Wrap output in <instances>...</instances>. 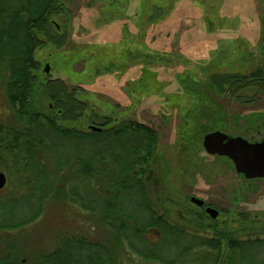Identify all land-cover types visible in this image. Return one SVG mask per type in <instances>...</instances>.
<instances>
[{
    "label": "rangeland",
    "instance_id": "1",
    "mask_svg": "<svg viewBox=\"0 0 264 264\" xmlns=\"http://www.w3.org/2000/svg\"><path fill=\"white\" fill-rule=\"evenodd\" d=\"M62 1L70 13L55 16V20L68 40L59 48L50 43L38 48L35 54L41 67L49 64L52 77L83 87L81 96L97 117L136 120L159 131L154 178H161L159 191L168 193L164 204L169 214L185 223L189 209V220L196 218L195 214L204 212L190 201V196H196L219 210L216 219L205 214L204 224L231 228L237 234L264 231V179L248 180L237 173L230 160L207 154L203 137L198 148L182 146L190 143L183 134L187 120L182 111L196 102V92L221 96L212 81L220 80L226 88L228 76L246 75L264 67V0ZM127 84L132 89L129 99L123 88ZM256 87V95L264 97V77ZM4 98L0 95L3 123L10 121ZM261 101L260 110L264 108ZM190 118L194 128L196 121ZM83 123L86 128L89 121ZM9 161V184L21 185L22 171L17 172ZM10 185L6 191L11 190ZM6 191H0V199ZM29 195H23L22 200L11 198L0 206V212L12 217L15 212L26 211ZM47 207L35 223L9 232V236L1 234L0 246L15 244L31 257L34 252L56 248L67 230L102 236L94 220L58 197L50 199ZM198 255L209 262L205 257L208 250H199ZM261 255L257 258L264 257Z\"/></svg>",
    "mask_w": 264,
    "mask_h": 264
},
{
    "label": "trees",
    "instance_id": "2",
    "mask_svg": "<svg viewBox=\"0 0 264 264\" xmlns=\"http://www.w3.org/2000/svg\"><path fill=\"white\" fill-rule=\"evenodd\" d=\"M63 2L0 0V95L11 114L9 122H0V171L6 173L10 158L23 174L21 185L8 181L1 190L11 187L0 206L30 194L26 211L12 217L0 212V235L35 223L58 197L94 220L102 236L66 232L56 248L31 257L10 243L0 246V264H264V257L257 258L264 256V231L237 234L206 225L204 212L181 223L155 198L159 134L153 127L97 117L81 96L83 87L41 71L36 50L48 43L59 48L68 40L55 20L70 13ZM263 77L264 67L225 80L257 84ZM79 120L89 124L83 128ZM204 249L208 263L198 255Z\"/></svg>",
    "mask_w": 264,
    "mask_h": 264
},
{
    "label": "flooded vegetation",
    "instance_id": "3",
    "mask_svg": "<svg viewBox=\"0 0 264 264\" xmlns=\"http://www.w3.org/2000/svg\"><path fill=\"white\" fill-rule=\"evenodd\" d=\"M57 26L60 29L59 24H57ZM41 66H42V63H41ZM50 66L51 65H49V71H50ZM46 67H47V64L45 65L44 68L41 67V70H43V73L45 72L49 74V71H46L45 69ZM224 82L227 85L226 88L225 86L220 85L221 84L220 80H216V81L214 80L211 82V84L216 87L218 92L221 93V96H216V97H212V96L210 97L208 95L204 96L202 95L201 91H198L196 92V96L193 98L197 103L192 102L190 105H188L185 108L184 111H182L184 113V118L187 120V122L184 123L185 128L183 129L184 130L183 134H184V137L186 136L188 137L187 140L190 142L188 144L182 143V146L188 148L190 147L189 145H193L198 148L200 137H203L202 144L204 147V143H203L204 137L207 134L213 133L216 131L226 134L229 138L241 137L250 143L264 142V108L260 110V108L263 107V106H260V104L263 103V101L261 100H264V97H262L261 95L260 96L256 95L255 88H253L256 86L255 85L256 81H253V80L243 81L241 79H236V80H228V81L225 80ZM128 87L129 85L127 84L126 88L125 87L123 88H124V93L126 97L129 99L130 94H131L130 92L132 91V89L130 87L128 89ZM191 90L192 92L195 93V88H192ZM134 91L136 90L133 89V92ZM243 92H248V93L242 94ZM181 104L182 102L177 103V105H181ZM114 118L118 119L115 116ZM189 118L191 120L196 121L194 122V126H195L194 128L190 126L191 122L189 121ZM198 120H201V121H198ZM150 126L153 127L152 125ZM153 128L159 134V131L155 127ZM196 135L198 136V139L195 137ZM197 140H199L198 143H197ZM207 154L217 157V158L228 159L230 160V162L235 168L234 162L229 157L219 155V154H210L208 152ZM156 173L157 171L153 169L152 177H153V180H155V186H156V191L154 192L155 193L154 196L161 204H164L166 203V199L168 198L167 196L168 193L167 191H159L158 185L161 183V178L157 176L156 178H154L155 177L154 175H157ZM167 174L168 173L166 171L165 175ZM255 179L259 180V179H264V178H255ZM248 180H253V179H248ZM192 197L193 196H190V201ZM209 206L216 208V206L210 205L206 201L204 205L199 206V208L202 209L206 215H209L208 212L206 211V209ZM187 214L188 215L185 216L187 219L186 222H189V209H188ZM213 219H216V218H213ZM186 226L187 228H189V223H187ZM66 232H73V231L67 230ZM93 237L98 238L97 236H93Z\"/></svg>",
    "mask_w": 264,
    "mask_h": 264
},
{
    "label": "water",
    "instance_id": "4",
    "mask_svg": "<svg viewBox=\"0 0 264 264\" xmlns=\"http://www.w3.org/2000/svg\"><path fill=\"white\" fill-rule=\"evenodd\" d=\"M45 69L49 71L48 64ZM203 143L208 153L232 159L236 171L245 178H264V142L250 143L241 137L229 138L226 134L216 131L207 134ZM7 183V174L0 171V190L4 189ZM191 201L198 206H203L205 203L203 199L196 196H193ZM206 211L212 218H217L219 214V210L210 206Z\"/></svg>",
    "mask_w": 264,
    "mask_h": 264
}]
</instances>
